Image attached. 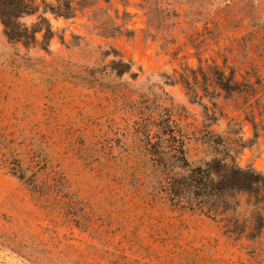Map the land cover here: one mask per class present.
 I'll list each match as a JSON object with an SVG mask.
<instances>
[{
	"label": "rangeland",
	"instance_id": "rangeland-1",
	"mask_svg": "<svg viewBox=\"0 0 264 264\" xmlns=\"http://www.w3.org/2000/svg\"><path fill=\"white\" fill-rule=\"evenodd\" d=\"M114 2L132 14V33L98 35L90 11L51 18L49 50L10 42L0 22V264H264V229L236 241L223 223L169 204L130 107L164 88L178 103L189 158L208 157L196 141L202 106L165 75L198 57L226 60L238 80L261 77L264 107V0ZM109 47L138 77L86 84L85 68ZM216 101L212 127L222 132L242 115L234 100ZM243 134L252 135L248 122ZM239 161L264 172V132Z\"/></svg>",
	"mask_w": 264,
	"mask_h": 264
},
{
	"label": "trees",
	"instance_id": "trees-1",
	"mask_svg": "<svg viewBox=\"0 0 264 264\" xmlns=\"http://www.w3.org/2000/svg\"><path fill=\"white\" fill-rule=\"evenodd\" d=\"M88 11L102 37L133 32L125 18L132 14L127 9L120 10L114 0H0L5 36L27 49L39 46L49 50L56 34L51 18L70 19ZM101 53L103 60L85 68L86 84L95 82L101 86L107 78L128 83L124 76L138 77L134 62L118 50L109 47L101 49ZM198 60L196 67L183 63L173 75L166 74L165 82L182 84L188 98L202 106L203 124L196 133V141L206 148L208 157L189 158L178 103L164 88L142 105L137 102L130 106L136 113L133 124L141 134L152 166L161 172L160 190L169 204L199 211L223 223L224 233L236 241L244 237L254 240L261 237L264 229V172L252 164L242 165L239 155L254 146L264 132V107L257 95L262 79L259 75L254 81L236 79L226 60L223 64L214 60L204 64L200 57ZM109 88L112 94L119 92L115 86ZM218 97L234 100L238 114L242 115L240 119L230 118L222 132L212 127L221 116ZM245 122L251 126L250 137L243 134Z\"/></svg>",
	"mask_w": 264,
	"mask_h": 264
}]
</instances>
